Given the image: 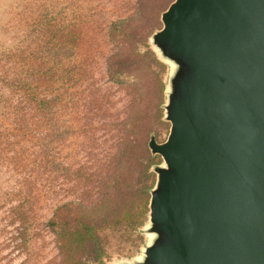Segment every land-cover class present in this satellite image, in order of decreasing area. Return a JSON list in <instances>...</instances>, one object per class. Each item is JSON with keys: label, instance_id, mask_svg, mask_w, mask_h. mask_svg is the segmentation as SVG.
Returning a JSON list of instances; mask_svg holds the SVG:
<instances>
[{"label": "rangeland", "instance_id": "374dc122", "mask_svg": "<svg viewBox=\"0 0 264 264\" xmlns=\"http://www.w3.org/2000/svg\"><path fill=\"white\" fill-rule=\"evenodd\" d=\"M174 1L0 0V264L62 263L50 227L55 210L80 194L94 204L117 173L128 131L133 149L131 161L122 158L124 178L155 188L164 160L149 143L168 139L165 106L176 67L151 38ZM139 5V24L154 30L149 45L164 66L162 88L151 73L141 86L107 76L116 52L108 29ZM149 155L155 161L146 173L141 158ZM149 228V211L136 231L106 224L104 264L141 261L154 240Z\"/></svg>", "mask_w": 264, "mask_h": 264}, {"label": "water", "instance_id": "95a60500", "mask_svg": "<svg viewBox=\"0 0 264 264\" xmlns=\"http://www.w3.org/2000/svg\"><path fill=\"white\" fill-rule=\"evenodd\" d=\"M162 23L171 129L134 264H264V0H175Z\"/></svg>", "mask_w": 264, "mask_h": 264}, {"label": "trees", "instance_id": "16d2710c", "mask_svg": "<svg viewBox=\"0 0 264 264\" xmlns=\"http://www.w3.org/2000/svg\"><path fill=\"white\" fill-rule=\"evenodd\" d=\"M141 7L139 5L136 13L128 18L113 22L108 29L116 52L107 60V76L110 81L121 86H141L145 76L151 73L156 75L157 85L162 88L160 75L164 66L149 45L154 30L139 24ZM131 138L132 132L128 131L122 144L121 160L114 166L117 173L108 178L93 205L86 204L80 194V197L55 210L50 227L57 236L61 264L106 263L109 254L105 225L109 224L111 228L121 226L127 232H132L146 220L152 185L131 186L122 173L123 160L127 157L126 161H131ZM141 160L148 173L155 158L145 156ZM107 203L105 211H98L100 204Z\"/></svg>", "mask_w": 264, "mask_h": 264}]
</instances>
